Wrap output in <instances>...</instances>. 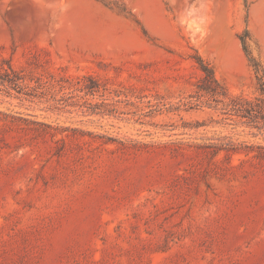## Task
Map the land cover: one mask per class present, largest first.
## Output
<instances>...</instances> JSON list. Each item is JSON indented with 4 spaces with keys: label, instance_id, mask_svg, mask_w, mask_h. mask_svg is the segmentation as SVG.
<instances>
[{
    "label": "rangeland",
    "instance_id": "374dc122",
    "mask_svg": "<svg viewBox=\"0 0 264 264\" xmlns=\"http://www.w3.org/2000/svg\"><path fill=\"white\" fill-rule=\"evenodd\" d=\"M246 26L264 66V0H0V264H264V166L204 147L264 140L186 104L196 54L257 94Z\"/></svg>",
    "mask_w": 264,
    "mask_h": 264
},
{
    "label": "trees",
    "instance_id": "16d2710c",
    "mask_svg": "<svg viewBox=\"0 0 264 264\" xmlns=\"http://www.w3.org/2000/svg\"><path fill=\"white\" fill-rule=\"evenodd\" d=\"M249 35L250 31L246 26L244 33L239 35V38L256 72L257 94L253 97L243 93L231 95L226 85L218 78L213 65L201 55L196 54L194 57L201 75L193 94L190 95L191 99L186 104H189L191 108L207 106L221 110L224 116L219 122L231 118L233 123H223L235 124V127L245 125L251 129L249 132L251 136L260 137L264 140V66L248 50L247 38ZM19 79L20 77L10 78L8 81L17 83ZM90 89L94 90L91 86ZM204 147L213 156L223 151L228 159L234 154H245L247 158L242 159L241 162L250 161L264 166V142L235 141L225 136L221 142L207 144Z\"/></svg>",
    "mask_w": 264,
    "mask_h": 264
}]
</instances>
